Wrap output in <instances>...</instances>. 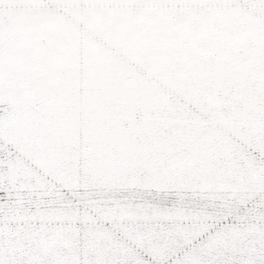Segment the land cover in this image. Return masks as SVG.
Wrapping results in <instances>:
<instances>
[{
	"label": "snow or ice",
	"instance_id": "1",
	"mask_svg": "<svg viewBox=\"0 0 264 264\" xmlns=\"http://www.w3.org/2000/svg\"><path fill=\"white\" fill-rule=\"evenodd\" d=\"M0 264H264V0H0Z\"/></svg>",
	"mask_w": 264,
	"mask_h": 264
}]
</instances>
